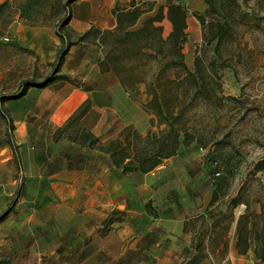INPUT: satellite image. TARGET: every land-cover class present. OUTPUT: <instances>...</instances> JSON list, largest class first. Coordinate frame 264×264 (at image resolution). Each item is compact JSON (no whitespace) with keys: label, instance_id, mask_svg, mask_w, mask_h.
I'll use <instances>...</instances> for the list:
<instances>
[{"label":"rangeland","instance_id":"rangeland-1","mask_svg":"<svg viewBox=\"0 0 264 264\" xmlns=\"http://www.w3.org/2000/svg\"><path fill=\"white\" fill-rule=\"evenodd\" d=\"M69 1L10 0L0 10V264H43L59 259V253L44 251L62 241L56 228L58 217L36 211L39 206L30 202L35 188H26L23 180L24 127L33 132L31 125L35 129L38 120L44 126V138L52 145L48 124L57 105L58 89L79 81L88 67L82 60L104 56V36L91 32L85 42L77 44L78 48H71V55L65 56L61 65L59 54L67 41H76L86 32L79 20L110 24L116 5L126 8L133 3L76 0L68 6ZM143 1L134 2L149 8L152 1ZM239 1L243 4V0ZM245 1L244 9L253 14L252 31L246 27L243 34L224 42L219 55L214 51L215 44H207L205 38L203 43L192 44L186 50L184 47L188 68L194 72L199 60V73L208 82L185 119L194 136L189 154L194 159L191 167L196 179L204 176L200 180L204 182L202 186L193 189L194 196L210 202L214 186H220L216 202L210 210L207 206L204 213L218 220L216 227L224 230L232 218L238 221L242 216L240 235L248 231L251 243L253 233L261 232L256 237L259 257L264 254V0ZM165 2L156 4L164 11ZM68 18L70 23L59 30ZM157 25L166 41L172 23L162 19ZM206 35L210 37L208 29ZM149 71L144 66L140 78L148 80ZM50 75L64 79L54 81V87L50 84L31 91L25 99L17 96L24 84L42 83ZM138 88L136 96L144 100L146 87ZM40 103L43 106L36 109L35 104ZM162 130L164 127L154 125L145 133L126 132L121 137L124 148L128 153L146 149ZM73 131L70 128L69 133ZM34 163L35 159L29 157L31 167ZM240 241L242 250L245 245L241 236Z\"/></svg>","mask_w":264,"mask_h":264},{"label":"crops","instance_id":"crops-1","mask_svg":"<svg viewBox=\"0 0 264 264\" xmlns=\"http://www.w3.org/2000/svg\"><path fill=\"white\" fill-rule=\"evenodd\" d=\"M9 1L0 0V5ZM164 1V20H169V9L181 11L185 18V50L204 42L200 19L225 25L203 0ZM110 20L105 25L85 18L79 22L84 31L91 27L112 30L116 27L114 13ZM75 46L72 48L79 47ZM71 53L70 49L65 56ZM100 59L82 60L88 67L79 81L58 89L57 105L48 124L51 131H47L52 145L44 138V126L38 120L35 129L31 125L33 132L24 127L23 180L26 188H35L30 202L39 206L36 211L43 216L58 217L56 228L62 238L44 250L59 253V259L43 264H264L256 255L254 239L249 240L245 254L237 252L235 218L224 230L204 213L209 200L196 198L192 192L204 183L200 182L204 176L196 179L191 167L192 145L182 147L176 156L149 173L123 174L108 154L71 142L68 131L55 137L87 100L89 110L80 125L102 143L119 138L127 128L145 133L151 127L152 116L143 106L146 95L140 100V95L123 87L115 73L101 72ZM51 85L54 87V82ZM38 89L31 87L23 99ZM35 105L36 109L43 106ZM29 157L35 159L34 167ZM107 219L112 223L104 230Z\"/></svg>","mask_w":264,"mask_h":264},{"label":"trees","instance_id":"trees-1","mask_svg":"<svg viewBox=\"0 0 264 264\" xmlns=\"http://www.w3.org/2000/svg\"><path fill=\"white\" fill-rule=\"evenodd\" d=\"M76 0H70L68 6ZM213 13L225 20L224 26L214 23H206L200 19L203 34L207 44H215L214 51L220 54L221 45L233 40L236 35L241 34L247 27L252 31L253 14H249L239 0H203ZM0 5V10L5 6ZM67 6V8H68ZM129 9L113 8L116 27L112 30H102L99 27H91L81 34L76 41H67L64 51L59 54V63L62 64L67 52L78 43L85 42L91 32L102 37L101 46L104 56L99 60L101 72H113L120 79L125 89L137 95L139 86L145 85L143 93L146 95L144 109L152 116L150 125L164 127L159 137L152 140L150 147L141 151L134 150L128 153L124 148V133L136 132L133 128L125 129L119 138L102 143L91 132L83 129L80 125L81 119L89 110L90 101H85L67 120L66 124L57 130L55 137L67 132L68 139L80 145L95 149L109 155L115 168L123 174L149 173L160 166L164 160L177 155L182 147H189L194 142V136L187 127L185 115L199 96L204 94V87L208 84L207 77L199 73V60L195 65V71H191L186 62L184 47L188 40L187 24L181 11L168 10L167 17L172 23V32L168 39L161 38V27L157 25L163 17V9L157 6L156 1L150 2L149 8H141L133 1ZM150 13H153L149 15ZM70 23L69 18L59 27L63 29ZM206 29L210 37L206 35ZM243 34V33H242ZM149 67V78H140L142 68ZM62 76L50 75L42 83H26L17 95L22 97L31 87L45 88L56 80H63ZM7 99H3L6 102ZM74 128L73 133H69ZM126 136V135H125ZM136 136L140 138L139 135ZM129 138V136L127 135ZM126 138V137H125ZM127 139V138H126ZM220 186H214V190L208 204V210L216 202ZM233 206L237 203L233 201ZM112 220L104 221V230L109 227ZM242 216L237 221L236 249L239 254H245L249 249V232L240 235ZM219 224L218 220L214 222ZM261 232L254 235L257 243ZM244 240V248L240 250L241 241ZM257 237V239H256ZM264 241V240H263ZM264 243V242H263ZM258 250V244L256 252ZM264 259V254L258 257Z\"/></svg>","mask_w":264,"mask_h":264},{"label":"built area","instance_id":"built-area-1","mask_svg":"<svg viewBox=\"0 0 264 264\" xmlns=\"http://www.w3.org/2000/svg\"><path fill=\"white\" fill-rule=\"evenodd\" d=\"M6 41H8V39L6 38ZM202 150V149H201ZM218 175V174H217Z\"/></svg>","mask_w":264,"mask_h":264},{"label":"water","instance_id":"water-1","mask_svg":"<svg viewBox=\"0 0 264 264\" xmlns=\"http://www.w3.org/2000/svg\"><path fill=\"white\" fill-rule=\"evenodd\" d=\"M64 22H65V21H63L62 24H63ZM62 24H61V25H62Z\"/></svg>","mask_w":264,"mask_h":264}]
</instances>
